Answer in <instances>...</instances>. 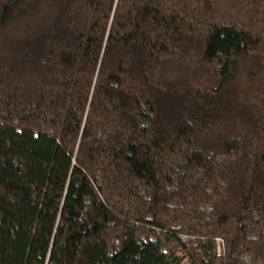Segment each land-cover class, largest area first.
Returning a JSON list of instances; mask_svg holds the SVG:
<instances>
[{"label": "trees", "instance_id": "trees-1", "mask_svg": "<svg viewBox=\"0 0 264 264\" xmlns=\"http://www.w3.org/2000/svg\"><path fill=\"white\" fill-rule=\"evenodd\" d=\"M0 264H264V0H0Z\"/></svg>", "mask_w": 264, "mask_h": 264}]
</instances>
